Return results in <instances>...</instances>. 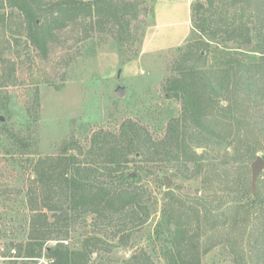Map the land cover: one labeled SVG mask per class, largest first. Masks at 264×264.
Masks as SVG:
<instances>
[{
    "label": "rangeland",
    "instance_id": "rangeland-1",
    "mask_svg": "<svg viewBox=\"0 0 264 264\" xmlns=\"http://www.w3.org/2000/svg\"><path fill=\"white\" fill-rule=\"evenodd\" d=\"M124 1L131 4L123 20L99 21L94 28L89 18L69 22L54 33L43 56L28 39L19 9L0 0V243L13 257L6 264L36 263L17 254L38 241L34 231L43 214L49 233L41 254L61 242L81 251L75 264H170L174 225L167 220L177 215L176 205L189 222V235L198 234L200 264H264L250 241L255 215L228 213L229 204L251 191L250 163L264 154V133L250 121L243 145L255 154L248 159L232 158L224 144L193 142L191 148L203 156L198 172L182 153L189 141L181 102L165 90L185 53L180 48L197 0ZM63 156L73 157L82 170L117 159L135 175L124 182L118 173L104 172L105 181L135 195L134 202L100 217L90 210L61 214L70 199L51 178L56 171L39 173L34 166ZM239 173L241 185L235 181ZM197 200L221 215L205 219ZM220 205L224 214L216 209Z\"/></svg>",
    "mask_w": 264,
    "mask_h": 264
},
{
    "label": "trees",
    "instance_id": "trees-1",
    "mask_svg": "<svg viewBox=\"0 0 264 264\" xmlns=\"http://www.w3.org/2000/svg\"><path fill=\"white\" fill-rule=\"evenodd\" d=\"M7 1L23 15L27 37L43 56L48 53L54 33L69 22L89 18L88 24L92 28L99 21L118 22L127 15L123 9L131 4L124 0ZM191 23L186 44L180 48L186 49L185 53L178 59L175 73L168 79L165 90L167 96H174L181 102L185 120L182 132L189 141L182 153L184 159L193 162L200 172L203 156L196 148H191L193 142L196 146L207 144L210 147L224 144V147H231L232 158L248 159L255 154V149H246L243 145L249 135L250 121L253 127L259 126L260 132L264 133V0H197L191 7ZM194 129L197 133L191 132ZM74 162L73 157L63 156L52 160V165L39 159L34 166L39 173L47 169L56 171L51 178L62 184L66 198L70 199L69 207L61 208V214L67 215L69 211L83 214L90 210L100 217L106 210L119 211L134 202L135 195L124 189L117 190L108 185V180L105 181L104 172L108 175L118 173L124 182L130 180V175L124 172L117 159H102L101 166L83 170ZM91 170L96 173L89 177ZM242 178L239 173L235 179L237 185L242 184ZM244 191L246 198L240 197L229 204L228 213L233 214V218L240 213L255 215L257 225L250 241L252 239L256 257L264 261V183H259L255 196L247 189ZM197 201L201 202H197L196 208L202 205L201 213L205 219L213 220L221 215H213L204 200ZM221 207L216 209L221 210ZM176 208L177 215L172 212V218L167 220L174 225L169 235L172 250L168 261L170 264H200L198 234L189 235V222L182 221L181 207L176 205ZM221 211L224 214V209ZM197 213L200 214L199 209ZM42 216L47 220L45 214ZM195 216L194 221L199 224V216ZM38 220V228L34 231L38 241L24 248L23 252L18 248L17 255L33 258L41 254L42 241L49 229L45 220ZM68 225L69 222L64 227L68 228ZM82 249L88 251L85 246ZM232 252L239 259L240 252L234 249ZM46 253L54 258L55 264H75V256L82 254L61 242L46 248ZM31 260L16 264H34Z\"/></svg>",
    "mask_w": 264,
    "mask_h": 264
},
{
    "label": "water",
    "instance_id": "water-1",
    "mask_svg": "<svg viewBox=\"0 0 264 264\" xmlns=\"http://www.w3.org/2000/svg\"><path fill=\"white\" fill-rule=\"evenodd\" d=\"M197 151L199 152L200 149L197 148ZM250 187H251V193L253 194V196H255L256 191H257V180L258 177L261 173V171L264 170V158L262 157V155H256L254 160L250 163ZM135 174H130V176H134ZM164 184L165 186H170L171 182L169 181V179L164 176Z\"/></svg>",
    "mask_w": 264,
    "mask_h": 264
},
{
    "label": "built area",
    "instance_id": "built-area-1",
    "mask_svg": "<svg viewBox=\"0 0 264 264\" xmlns=\"http://www.w3.org/2000/svg\"><path fill=\"white\" fill-rule=\"evenodd\" d=\"M12 259L13 257L8 254L5 246L0 243V264H6L8 262L11 263ZM33 259L36 260L35 264H55L54 258L47 256L46 254L33 257Z\"/></svg>",
    "mask_w": 264,
    "mask_h": 264
},
{
    "label": "crops",
    "instance_id": "crops-1",
    "mask_svg": "<svg viewBox=\"0 0 264 264\" xmlns=\"http://www.w3.org/2000/svg\"><path fill=\"white\" fill-rule=\"evenodd\" d=\"M189 23H190V19H189Z\"/></svg>",
    "mask_w": 264,
    "mask_h": 264
}]
</instances>
